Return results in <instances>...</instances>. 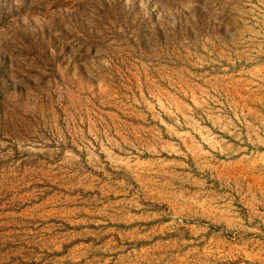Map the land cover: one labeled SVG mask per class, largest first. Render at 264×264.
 <instances>
[{
    "label": "rangeland",
    "instance_id": "374dc122",
    "mask_svg": "<svg viewBox=\"0 0 264 264\" xmlns=\"http://www.w3.org/2000/svg\"><path fill=\"white\" fill-rule=\"evenodd\" d=\"M0 264H264V0H0Z\"/></svg>",
    "mask_w": 264,
    "mask_h": 264
}]
</instances>
